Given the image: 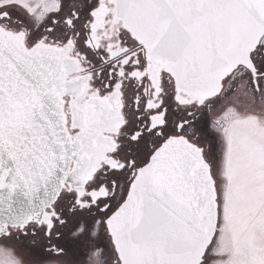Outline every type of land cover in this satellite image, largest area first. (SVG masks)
Wrapping results in <instances>:
<instances>
[{
	"label": "snow or ice",
	"instance_id": "6c2138e0",
	"mask_svg": "<svg viewBox=\"0 0 264 264\" xmlns=\"http://www.w3.org/2000/svg\"><path fill=\"white\" fill-rule=\"evenodd\" d=\"M0 264H264V0H0Z\"/></svg>",
	"mask_w": 264,
	"mask_h": 264
}]
</instances>
